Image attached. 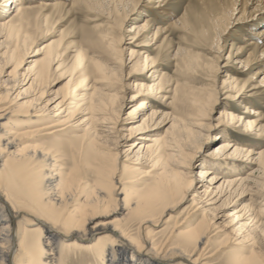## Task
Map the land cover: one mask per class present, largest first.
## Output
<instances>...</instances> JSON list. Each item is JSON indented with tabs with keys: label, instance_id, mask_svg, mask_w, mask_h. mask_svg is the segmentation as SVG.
<instances>
[{
	"label": "bare ground",
	"instance_id": "6f19581e",
	"mask_svg": "<svg viewBox=\"0 0 264 264\" xmlns=\"http://www.w3.org/2000/svg\"><path fill=\"white\" fill-rule=\"evenodd\" d=\"M182 1L0 0V264H213L219 236L227 264H264L263 114L244 105L264 75L235 76L264 66V0ZM76 7L98 21L84 44L39 45Z\"/></svg>",
	"mask_w": 264,
	"mask_h": 264
},
{
	"label": "rangeland",
	"instance_id": "374dc122",
	"mask_svg": "<svg viewBox=\"0 0 264 264\" xmlns=\"http://www.w3.org/2000/svg\"><path fill=\"white\" fill-rule=\"evenodd\" d=\"M36 1H38V0H33V2H36ZM171 1H173L171 3V6H174V5L178 4V7L176 9H177L178 12H181L182 9H183V6H184V5H182L183 1L182 0H171ZM255 1L256 0H253L252 1L253 4L249 5V8L247 9L248 11H250V9H252V8H254L256 6ZM237 2L238 3L236 4V7H237V10H238V9H241V6H242L241 3L243 1L242 0H237ZM260 7H261V5H260ZM259 11L260 10H258V11H256L254 13V14H256L254 17L256 18L258 16L259 18L257 17L258 18V21L256 22L257 24L253 28H258V27L264 26V24H263L264 23V18H261V16H259L260 15V14H258ZM52 14H53L52 15V20L53 21L51 23H49L47 25L46 29L44 30V32H42V35H44V37L42 36V38L38 39L39 40L38 44L41 45V46L44 45L45 42L49 41L50 39H58L57 35H58V33L61 30L65 34L64 35L65 36L64 39H71L72 40L73 38L76 37L74 39L75 41H78V42L84 44L83 43V38H84L83 33L90 32V29H93L92 26L95 23H98V21H96V20H93V19L91 20L92 17L89 15V13L83 7H76L74 10H72L70 12H62V11H60V12H52ZM131 22L132 21H128L127 24H126V27L128 29L130 28ZM47 29H48V31H47ZM242 34L246 36L247 33L244 31V33L242 32ZM69 36L71 38H68ZM223 43H224V46H223L224 49L221 52V55H222L221 61H220L221 68L219 69L218 77H217V79H219L218 83L221 81L222 77H224V76H222L224 74V72H228V68H226V66L224 65L225 63H223V62L225 61V58H226L227 54L229 53V51L231 49V45L235 46L236 44L237 45L242 44V40L239 37H237L236 35L234 36L233 33H231V35L225 37V39L223 40ZM245 56H246V54H244L242 56V58L245 57ZM227 65H229V67L231 66V68H235V69L237 67L241 66V64H236L235 65L232 62H228ZM25 67H26V65L22 68L23 71L25 70L24 69ZM10 68H9V70H10ZM259 68L264 69V66H262V63H256V64H254L252 66V68L250 70L246 69L244 71L245 73H243V74L241 73L239 75L237 74L235 76L237 78L242 79V80H246L249 76H251L253 74V76H252L253 79L250 80V81H247V82L249 84L258 85L259 81L261 80V76L264 75V73H261L260 75L254 74V72L256 70H258ZM164 70L167 73H169V75H170V74H172L171 72L173 71V68L172 67H168V69H164ZM205 83H208V82H205ZM205 83H204V85H205ZM210 83L212 84V86H210V87H213V85H215V82H211L210 81L209 84ZM54 84H55L54 86L58 85V83H54ZM206 86H208V85H206ZM262 89H264V88L262 87L261 90L258 91L255 96L251 97V100H250L251 104L244 103V105H248L249 107L252 106V108H256L260 112L262 111L263 119L261 120V123H262V125H264V90H262ZM125 98H126L125 102H124L125 106H124V108L122 109V112H121V114H123V115L127 114L126 112H127L128 108H129V106L132 104V103L128 102L129 99H130V95L129 94H126ZM221 101H223V100L221 99L219 101V103H217L214 106L213 112L211 114V118H212L211 119V121H212L211 123L212 124L209 127H210V131H211L210 133L213 134V135L217 133V129L215 127V122L217 121L216 119L219 116V112H220L219 110L222 107ZM232 104H233L234 109L236 110V111H234V112H236V114L239 113V114H242L243 116H246V113H243L245 111L244 107H240L238 104H236L234 102ZM161 108H163V107H161ZM166 110L170 111V108L164 107L163 111H166ZM238 130H240V128H238ZM238 130H235V132L232 135V137L234 139L242 137L245 140H248V141H251V142H260V140L258 138L256 140V139L252 138L249 134H246V135L242 134V133L239 134ZM216 144H217V142H213L211 144H208L207 147L204 148V151L202 152V155H205L208 151H211L216 146ZM258 145L261 146V147H264V138H263V141L260 142ZM200 160L201 159L198 157L196 162H195V165H194V167L192 169V173L193 174H196V170L200 167L199 166ZM249 171H250L249 166H246L243 169V171H240V175H241V173L244 174V175H248ZM89 178L92 179L91 178V174H89ZM147 180H149V179H146V181ZM187 205H188V203H185L180 209H178L177 213H173L174 214L173 216L179 215V213L182 211V209H184L185 206H187ZM184 215H185V211H184L183 214L179 215V218L181 219L182 217H184ZM172 225H173V223H171V224L170 223L169 224H162L161 229H162V235L163 236H166L167 234H169V232L171 231L170 227ZM163 236H161V237H163ZM219 239H221V240L219 241ZM211 246H213L212 247L213 250L217 249V251L214 253L215 255L213 257V264H227V260L229 258H231L232 252L235 249H237V247H238V245H235L232 240H226V238H223L222 236L214 238V241L212 242ZM69 264H79V262L77 260H73L72 262H69Z\"/></svg>",
	"mask_w": 264,
	"mask_h": 264
}]
</instances>
